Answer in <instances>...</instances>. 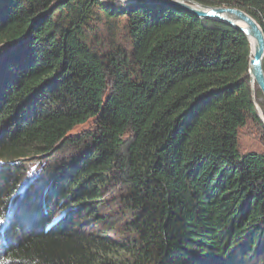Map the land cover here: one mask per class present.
I'll return each mask as SVG.
<instances>
[{
	"label": "trees",
	"instance_id": "1",
	"mask_svg": "<svg viewBox=\"0 0 264 264\" xmlns=\"http://www.w3.org/2000/svg\"><path fill=\"white\" fill-rule=\"evenodd\" d=\"M194 1L264 32V0ZM249 55L173 6L0 0V264H264V154L237 145L248 118L264 131ZM65 149L18 191L23 161Z\"/></svg>",
	"mask_w": 264,
	"mask_h": 264
},
{
	"label": "rangeland",
	"instance_id": "2",
	"mask_svg": "<svg viewBox=\"0 0 264 264\" xmlns=\"http://www.w3.org/2000/svg\"><path fill=\"white\" fill-rule=\"evenodd\" d=\"M120 33L121 34L119 36L121 37H118V39H121L122 37L125 36V33H123L122 30H120ZM248 41H249V38H248ZM250 85L254 89L253 92H254V100H255V91H256L255 88L256 87L252 85L251 81H250ZM255 102H256V108H257V115L260 118L261 123L264 126V106H262V104H259V102H264V99L262 97L259 99V102L257 100H255ZM93 127H94L93 121L88 120L87 122L76 126L71 131V134L72 133L80 134V133L93 129ZM237 145H238V150L240 153L255 151V152H261L264 154V131L252 119L248 118L246 120V123L243 126L238 128ZM69 151H70L69 149L61 150L60 152H58L57 150H53L52 152L50 151V153L43 154L42 156L32 157L33 159H30V161H27V162L23 161L24 163L21 164L19 168V174H22V179H23L22 183H24L27 179L28 180L27 183L32 182V185H33L34 181H31L30 179L40 176L45 170H49L54 165L55 161H60L62 158H65L67 162ZM29 173H32L31 177H29ZM108 196L109 195H105L103 197V200L104 201L110 200V199H107ZM16 200H17V197L16 198L14 197L12 199L13 201L12 204H14ZM68 207L69 206H67L65 203H59L57 201H54V202L52 201V204H50L49 209H50V212L55 216V218H60L63 211L69 209ZM111 219H112L111 223H114L120 227L122 226L121 221L115 220L113 218ZM80 220L82 221L85 220L84 215H81ZM85 224H88V225H85L84 227L89 229V225L93 223L85 222ZM102 227L103 225H100V224L95 225L94 228L90 226L91 230L94 232H98ZM108 234L109 236H112V233H108ZM261 261H262V257L257 258V255H254L252 260H250V263L254 264L256 262V264H258Z\"/></svg>",
	"mask_w": 264,
	"mask_h": 264
},
{
	"label": "water",
	"instance_id": "3",
	"mask_svg": "<svg viewBox=\"0 0 264 264\" xmlns=\"http://www.w3.org/2000/svg\"><path fill=\"white\" fill-rule=\"evenodd\" d=\"M124 2L144 1L152 4L173 6L189 12L199 18H210L222 22L232 28L241 31L247 38L251 36L255 43L253 52L250 49L248 77H251L257 85L264 99V32L258 22L248 13L237 7L229 6H205L194 0H121ZM241 24V25H240ZM251 95L254 100V92ZM256 108V102L254 100ZM257 110V108H256ZM263 120V119H262Z\"/></svg>",
	"mask_w": 264,
	"mask_h": 264
},
{
	"label": "bare ground",
	"instance_id": "4",
	"mask_svg": "<svg viewBox=\"0 0 264 264\" xmlns=\"http://www.w3.org/2000/svg\"><path fill=\"white\" fill-rule=\"evenodd\" d=\"M248 38H249V41L248 42H250L249 45L251 46V48H250L251 49V52H253V47H254L255 40L251 36H248ZM250 81H251L252 85L257 88V85L255 86L256 83L254 82V80L251 77H249V82ZM250 88L252 89V91H254V89L251 87V85H250Z\"/></svg>",
	"mask_w": 264,
	"mask_h": 264
},
{
	"label": "snow or ice",
	"instance_id": "5",
	"mask_svg": "<svg viewBox=\"0 0 264 264\" xmlns=\"http://www.w3.org/2000/svg\"><path fill=\"white\" fill-rule=\"evenodd\" d=\"M32 176V173H29V177ZM28 182V180L26 179V181L24 183H22V185L20 186V188L18 189V191H23L24 190V186L25 184ZM4 221L3 220H0V224H3Z\"/></svg>",
	"mask_w": 264,
	"mask_h": 264
}]
</instances>
